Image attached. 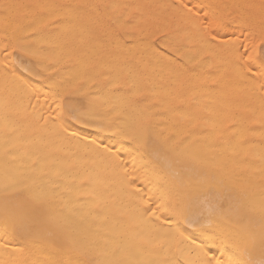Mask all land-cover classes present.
I'll list each match as a JSON object with an SVG mask.
<instances>
[{
  "label": "snow or ice",
  "instance_id": "snow-or-ice-1",
  "mask_svg": "<svg viewBox=\"0 0 264 264\" xmlns=\"http://www.w3.org/2000/svg\"><path fill=\"white\" fill-rule=\"evenodd\" d=\"M16 8L31 15V34L51 36L46 30H57L50 46L60 47L62 57L49 58L44 48L16 37ZM0 17L3 154L12 156L11 150L24 142L10 114L30 106L29 135L55 138L60 142L56 151L72 143L96 150L109 162L106 171L122 172L123 193L117 200L95 189L78 191L90 199L78 200L81 207L69 209L70 216L61 212L41 218L38 213L52 207L49 201L32 197L31 204L19 202L21 189L4 183L0 264H264V0H35L5 5ZM172 40L179 46L173 49ZM157 41L169 51L158 50ZM32 59L47 63L33 64ZM206 66L211 70L205 72ZM209 80L213 87L207 86ZM226 81L246 94L248 103L241 110L258 128L248 126L231 102L224 111L203 104L207 116L196 112L183 118L210 129V150L227 130L237 133L240 142L231 151L248 145L246 155L258 163L229 167L216 158L193 157L194 181L179 169L156 173L148 161L137 165L135 156L131 168L121 162L122 153L133 150L121 141L142 148L152 127L150 113L124 119L141 99L169 102V110L177 111L176 105L186 101L201 105L222 99ZM42 95L47 107L40 104ZM22 96L28 105L20 103ZM93 131L114 132L119 139L112 145L97 142L91 139ZM189 135L179 140L168 136L165 142L184 156L176 150L188 144ZM251 136L259 138V151L252 150ZM55 164L52 157L54 175L62 177L65 170ZM241 171L248 173L242 184L236 183ZM95 183L105 181L98 175ZM200 187L213 195L200 202L202 210L192 211L190 193ZM70 217L80 223L100 220L102 226L79 230Z\"/></svg>",
  "mask_w": 264,
  "mask_h": 264
},
{
  "label": "bare ground",
  "instance_id": "bare-ground-1",
  "mask_svg": "<svg viewBox=\"0 0 264 264\" xmlns=\"http://www.w3.org/2000/svg\"><path fill=\"white\" fill-rule=\"evenodd\" d=\"M17 1L21 2L24 0H17ZM17 1L14 0L15 5H18ZM32 1L34 3V0ZM116 2L136 3L137 0H116ZM142 2H150V0H142ZM152 2H155V0H152ZM2 3L0 2V4ZM4 3L1 6L4 7V5H7L6 3H8V5H10L11 3L13 4V0L11 2L9 1L7 2L6 0L4 1ZM25 4L27 3L25 2ZM1 6H0V11H1L0 13H3L4 8H2L1 10ZM19 9L20 11L25 10L24 8L22 9L19 8ZM26 12L28 11L26 10L23 13L27 15ZM20 14H16V15H20ZM18 18H16L19 21L18 23L22 25L21 20H19ZM20 19H22V21L25 20L23 22V26H24V23L26 24L27 19H28L27 21L29 20L31 21L30 18L25 19L23 15H22V18ZM28 27L27 29H29ZM22 30H25V29L21 28V30H19L18 38L20 37L22 38V35L20 36V34L24 33L23 35H25V32H27L26 30L25 31H22ZM30 30L28 31L29 34H31ZM53 31H50V32L52 33ZM28 32L26 34H28ZM17 33L18 31L16 32V36H17ZM34 35L35 34L31 35V38H30L32 42L34 41L33 40ZM39 35L40 34H38V37H40ZM54 35L55 34H53V36ZM122 35H124L125 40H127V35L125 34H122ZM2 36L4 40V35H0L1 38ZM36 36L37 34L35 35V37ZM43 36H45L47 39L49 37V35H43ZM43 36L40 39L42 41L41 43L45 45V43L43 42L44 40H42ZM35 37L34 39L38 40V42L35 40V42L38 43L36 45H38L39 47L41 45V43L39 42L40 40ZM24 39L26 42L30 40L29 38H27V36ZM168 43L171 44L173 49L179 46L178 40L168 41ZM32 47L36 48L37 46L35 47L32 46ZM48 47H51V46H48ZM156 48L158 50H163L165 52L169 51V49L166 48L165 46V42L163 41H157ZM50 49L51 48H49V50ZM55 49L59 51L58 52L59 55H62V56L64 55L63 51H62V54H60L61 53L60 50L58 48H55ZM57 50L56 51L54 50L55 53L53 52V55L57 53ZM49 55H51L50 52H49ZM49 55L46 54L45 56L50 58L52 55L51 56ZM55 57L59 58L57 54ZM44 61L42 60L40 62L43 63ZM210 70L211 69H208L207 66L204 69L205 72L210 71ZM44 73L45 75L49 74L48 72H44ZM207 86L213 87L210 80L207 82ZM222 90L224 92V97L222 99H217L215 101L203 100L201 102V105H193L190 102L186 101L184 104L176 105L177 111L169 110L171 106L169 102H163V103L158 102L155 98L141 99L140 102H138L137 104L136 110L128 111L124 119H134L139 115L141 111H143V112L151 114L152 127L146 136V143L144 147H142V152H141L142 154L141 153L138 154V151L134 149L132 150L131 155H129L128 152H123L121 162L125 163L126 167L131 168L133 164L132 157L135 156L137 165L142 164L144 161H148L149 162L147 165L148 168L156 173H167L170 169H179L182 175H191L193 177V180L195 181L196 167L192 162V158L195 157V158L204 159L202 155L199 153L198 149L188 142L186 146H181L177 148L176 150L177 152H184L186 155L177 156L176 153L171 150L170 145L165 142V138L168 136H173L176 140H179L184 137L183 136L184 133H182V131L178 129V122H179L178 118L180 119L179 117L180 115L182 116V114L184 113L199 112L201 116H207L208 113L202 111L203 104H209L213 109L216 107L217 111H224V104L226 102H231L233 109L236 110V114L241 117H244L246 122L248 123V126L258 128V125L251 123L250 114L241 110L242 107L248 103V98L246 94L240 91L235 85H229L227 81L222 86ZM3 95L4 93L1 90L0 97H2ZM41 99H43V97L42 98L40 97V104L45 105V107H47V105L45 104V98L43 100ZM34 101H35V98L34 100L32 99L33 104L36 103ZM20 103L22 105H28L27 97L22 96ZM213 104H215L216 106ZM31 113H32V108L28 106L26 110L22 109L20 112L17 113L19 114L18 116L20 119H18L17 117L13 118V120L18 119L16 120L18 121V124L15 123V125L17 124L16 126L18 127L19 133L24 142L18 148H14L11 150L13 154L12 156H5L3 154L5 145H4L3 139L1 140L0 138L1 140V144H0V193H2V185L6 182L11 181V182H14L16 186L21 189L20 193L17 195V200L19 202H22L25 204H31L32 197H38L41 200L49 201L52 207L42 209L38 213V216L41 218L47 217L50 215H55L56 213H61V212L64 213L65 216H70L69 209L71 208L79 209L81 207V205L77 203L78 200L85 201V200L90 199V197L85 196V195L78 196L77 195L78 191H89V190L95 189L97 192L102 193L105 197L110 198V199L114 198V199L119 200L123 198V193L121 191V185H120V180H119V175H122V172H119V175H117V174H114L110 168L106 171L105 170L106 165L109 162L100 158L97 155L96 150L94 149L84 148L83 146H77L75 145V143H72V144H65L64 151H56L55 150L56 146L60 142L57 141L55 138L46 137L44 139H40L38 135H29V132L32 128L31 126L33 124ZM257 116H258V113H257ZM0 117L3 118V115L1 114ZM182 118L183 117H181V119ZM186 122H187V125H189L188 124L189 122L188 121ZM205 133L208 134L207 132ZM230 134H232V137L234 136L231 141L238 144V142H240V137L238 136V134H236L235 132H231ZM91 139H95L97 142L102 141L104 144L112 145L119 138L114 135V132L98 133V132L93 131ZM187 139H189V137ZM205 140H206V137H205ZM248 140L251 141V143L256 146L252 150L259 151V138L257 136H251V137H248ZM121 143L125 144L126 146L130 145L128 141H121ZM119 146H120L119 144H116V147H119ZM227 146L229 147V145ZM245 147L247 149L248 145H245ZM225 149H226V152L227 151L231 152L230 149L227 150V147H225ZM13 156L15 158H13ZM219 156H220V153H219ZM52 157H55L56 159L55 167L63 168L65 170L64 175L62 177H57L54 175L55 168L52 167L51 165ZM178 160L180 161L179 164L177 163ZM245 161L247 160L245 159ZM249 162L253 164L258 163V161H255L252 159H249ZM227 164L229 165V167H232L234 165V162L227 163ZM242 168H243V165H241V169ZM151 174L152 172L150 171V175ZM98 175L103 177L105 181L104 184L95 183L96 177ZM247 178H248V173L241 171V174L236 178V183L242 184L247 180ZM25 185L28 186L27 189H25L24 187ZM82 185H87V188H81ZM149 187H151V185H149ZM190 198L192 201L191 210H196L197 201L194 200V196L190 195ZM0 202H2V196H0ZM70 220L74 222L72 226L75 228H78L79 230L87 228L89 224L93 226H98V225L102 226V221L93 220L92 218H88L87 221L84 223H80L77 217H70ZM93 230H95V228ZM102 231H103V228L101 227V232ZM186 233H192V230L187 229Z\"/></svg>",
  "mask_w": 264,
  "mask_h": 264
},
{
  "label": "rangeland",
  "instance_id": "rangeland-1",
  "mask_svg": "<svg viewBox=\"0 0 264 264\" xmlns=\"http://www.w3.org/2000/svg\"><path fill=\"white\" fill-rule=\"evenodd\" d=\"M4 1H6V0H2V1H0L1 3L3 2L4 3ZM11 2L12 0H7V2ZM17 1V0H16ZM30 1V2H29ZM29 1H27V0H24V1H17L18 3V5H28V3H29V5L31 4V2L33 3V1L32 0H29ZM24 2V3H23ZM25 2L27 3V4H25ZM34 2H35V0H34ZM257 2H258V0H257ZM3 3L2 4H0V6L1 5H3ZM21 3V4H20ZM5 4V3H4ZM7 5H8V3H6ZM13 4L15 5V3H14V0H13ZM12 3L10 4V5H13ZM5 6V5H4ZM2 8H4L3 6H1V10H2ZM22 9V8H21ZM25 9V8H24ZM4 10V9H3ZM18 10H19V12H18ZM17 11V12H16ZM26 11V9L24 10V11H20V9L19 8H17V10L16 9H13V12H14V16L16 17V18H18V17H20V18H22V15L25 17V19H27V18H30L31 19V15L29 14L28 15V12H26L27 13V15L25 14V13H23V12H25ZM1 12V11H0ZM22 15H21V14ZM16 14H20V15H16ZM26 15V16H25ZM28 16V17H27ZM27 17V18H26ZM2 18V17H1ZM20 18H18L19 20H21V23H22V25L20 24V23H18V24H20L21 25V27H20V30H21V28L22 29H27V27L29 26L28 24H30L31 23V21L29 20V21H27L26 20V24L24 23V26L26 27H24L23 26V22L25 21H22V19H20ZM24 19V18H23ZM17 22H19L18 20H17ZM28 23V24H27ZM19 25V26H20ZM29 28V27H28ZM0 30H2V29H0ZM25 30H22V31H25ZM30 30V28L29 29H27L26 31L28 32ZM54 30V31H53ZM31 31V30H30ZM47 32H50V31H53L52 32V35L51 36H49L48 37V39L45 37V36H43V35H39L40 37H38V34H37V36L35 37V35L33 36V42H32V40L30 39L31 38V35H33V34H30V36H28V35H26V33L27 32H25V35H23L24 33H22V34H20V36L22 35V38H23V41H25V37L27 36V38H29L30 40L29 41H25L26 42V45H30L31 46V44H32V46H37L36 48H44V47H46V48H44L45 49V51H47V52H45L44 54L46 55V54H48L49 55V52H50V54L52 55H49V56H51L50 58H58V57H55L56 56V54H57V56H59V58L60 57H62V55H59L58 54V50L57 49H55V48H58L59 50H60V54H62V49H60L59 47H55V48H53L52 46L51 47H48V46H50V42L54 39L53 37H55V35H56V32H57V30H55L54 28H52V29H47L46 30ZM56 31V32H55ZM3 33V31H0V35H3L2 34ZM31 33V32H30ZM19 31H18V33H17V38L19 37ZM28 34H29V32H28ZM53 34H55L54 36H53ZM134 35V34H133ZM42 36H43V39L42 40H44L43 42L45 43V45H43L41 42V39L40 38H42ZM34 37L35 38H38L40 41V43H41V45L38 47V45H36V44H38V43H36L35 42V40L36 39H34ZM22 38L20 37L19 39H21L22 40ZM69 38V37H68ZM48 40V42H49V44H48V42H47V40ZM50 39V40H49ZM69 39H71V37L69 38ZM27 40V39H26ZM37 42H38V40H36ZM2 42H3V36H2V38L0 37V43L2 44ZM29 42V43H28ZM47 42V43H46ZM35 43V44H34ZM48 44V45H47ZM31 46V47H32ZM44 46V47H43ZM49 48H51L50 50H49ZM57 50V53L55 54V55H53V52L55 53V51ZM53 50V51H52ZM64 53V52H63ZM25 59L27 60V59H29V57H25ZM42 61V60H41ZM44 61V60H43ZM32 63L33 64H39V63H41L40 61H37L36 59L35 60H33L32 59ZM43 63H46V61H44ZM37 71H41V69H40V67H37V69H36ZM42 75H45V73L44 72H42L41 73ZM2 90V89H1ZM0 90V91H1ZM43 97V99H44V96L42 95L41 96V98ZM43 99H41V100H43ZM33 100H34V98H33ZM34 102H36V100L34 101ZM213 105H215V104H213ZM216 106V105H215ZM214 107V106H213ZM215 110H216V107L214 108ZM2 115H3V113H1ZM0 114V115H1ZM17 115V116H16ZM19 114H17V113H12V114H10V118L12 119V121L14 122V123H17L18 124V121H16V120H18V119H20L19 118V116H18ZM18 118V119H14L13 120V118ZM180 117V119H181V117H183V115L181 116H179ZM0 119H2V117H0ZM180 119L178 118V129L180 130V131H182V133H184L183 134V136H185V132L186 133H191V135H189L188 137H189V139H188V141H189V143L190 144H192L193 146H195L197 149H198V151H199V153L202 155V157L204 158V159H208V160H211V159H213V158H216L218 161H222V162H226V163H231V162H240V161H245V159L247 160V161H249V159H251L250 158V156L249 155H246V150L248 149H246V147H245V149H243V150H241V149H238L237 150V152L234 154L232 151H231V146L232 145H236V143H234V142H232L231 140H232V138L234 137H232V134H230L231 132H233V131H231L230 132V130L228 131H226V133H225V139L224 140H222L221 142L220 141H218L217 143V147L214 149V150H210L207 146H208V144L210 143V138H211V136L209 135L210 133V129H208L207 127H205V126H203V125H201V124H198L196 121H194V122H190V121H188V120H186V119H184V118H182L181 119V121H180ZM186 121H188L189 123V125H187V122ZM226 123H227V121H226ZM16 124V125H17ZM192 124V125H191ZM181 125V126H180ZM182 125H183V127H182ZM184 125H185V127H184ZM187 125V126H186ZM32 126H33V124H32ZM31 126V127H32ZM30 127V128H31ZM197 127V128H196ZM188 128V129H187ZM205 128V129H204ZM192 130V131H191ZM205 130H207V131H205ZM205 132H207L208 134H206ZM195 133V134H194ZM202 133V134H201ZM237 134V133H236ZM206 135V136H205ZM239 136V135H238ZM187 137V138H188ZM202 137H204V138H202ZM205 137H206V140H205ZM207 139H208V141H207ZM1 140H2V138H1ZM1 140H0V144H1ZM228 141L229 142V144H228V142H226V141ZM224 144H223V143ZM208 143V144H207ZM227 143V144H226ZM201 144V145H200ZM204 144V145H203ZM223 145V146H222ZM227 145H229V147L227 146ZM129 147L130 148H132V149H134V150H136V151H138V154H140L141 152H142V148H138L137 146H135V145H129ZM204 147H205V149H206V151H205V149H204ZM225 147H227V150H229L230 149V151L231 152H229V151H227L226 152V149H225ZM245 150V151H244ZM241 151H243V152H241ZM219 153H220V156H219ZM241 153V154H240ZM142 154V153H141ZM231 156H230V155ZM233 154V155H232ZM240 154V155H239ZM238 156V157H237ZM229 157V158H228ZM248 157V158H247ZM190 195L191 196H194V200L195 201H197V207H196V210H192V211H200V210H202V208H201V205H200V202H202V201H204L206 198H210L212 195H213V193L212 192H210V191H208L206 188H204V187H200V188H198V189H194L191 193H190Z\"/></svg>",
  "mask_w": 264,
  "mask_h": 264
}]
</instances>
